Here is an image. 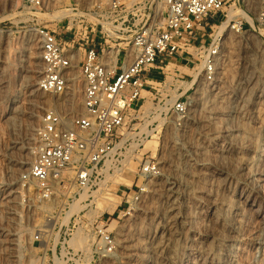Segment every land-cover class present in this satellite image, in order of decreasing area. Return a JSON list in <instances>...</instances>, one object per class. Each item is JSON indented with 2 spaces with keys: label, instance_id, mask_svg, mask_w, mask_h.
Wrapping results in <instances>:
<instances>
[{
  "label": "built area",
  "instance_id": "2783aa9c",
  "mask_svg": "<svg viewBox=\"0 0 264 264\" xmlns=\"http://www.w3.org/2000/svg\"><path fill=\"white\" fill-rule=\"evenodd\" d=\"M23 6L44 10L49 1L23 0ZM65 11L58 30L35 27L38 89L65 95L75 81L80 111L67 114L53 105L44 110L34 157L18 177L22 212L7 217L26 227L0 231V264H91L94 255L89 259L83 245L88 231L83 229L81 244L73 245L72 239L95 192L128 172L130 185L114 184L130 189L115 208L86 218L94 233L93 254L112 253L111 222L141 200L160 172L156 154L163 126L184 124L199 82L216 79L220 37L214 27L223 20L236 34L264 27V0H67ZM181 61L194 63L193 70L201 66L197 84L185 87L191 74L165 71ZM153 70L159 79L148 76ZM143 92L152 96V110L142 111ZM149 139L157 141L155 153L144 150ZM81 194L85 207L68 216Z\"/></svg>",
  "mask_w": 264,
  "mask_h": 264
},
{
  "label": "rangeland",
  "instance_id": "374dc122",
  "mask_svg": "<svg viewBox=\"0 0 264 264\" xmlns=\"http://www.w3.org/2000/svg\"><path fill=\"white\" fill-rule=\"evenodd\" d=\"M48 1L49 6L47 9L35 10L23 6V0H0V231L6 229L20 231L26 227L18 219H8L7 217L14 215L11 213L18 214L22 212L17 191L18 177L34 157L37 144L36 130L40 125L41 116L44 110L52 105L56 97L38 89L41 66L39 38L35 32V27L43 25L48 29L58 30V27L62 25V21L65 20V4L67 0ZM57 19H61V22H57ZM224 21L227 22L228 20ZM218 27H214L215 35ZM260 29H264V27ZM252 33L253 31H246L245 33L236 34L227 28V32L223 37L219 36L216 79L212 83L199 82L198 84V88L202 86L208 87L210 98L217 102L215 103V111L210 114L211 117L216 118L214 119L215 122L203 126L205 134H197L196 136H191L187 132L182 133L184 126H190L193 129H191L193 134L197 129L201 128V126H198L200 125L198 121L193 122L192 119L188 120L187 124L186 122L181 125L169 123L163 126L159 151L156 154L160 172L148 183V191L142 195L141 200L131 210L122 213L118 218L116 216V221L111 222L110 230L113 231L115 249L109 254H93L92 238L94 233L86 218L96 216L100 212L98 209V206H101L100 204H103V206L108 205L102 210L109 209L114 203V196H119L121 200V194L125 191L129 192L130 189L125 186L118 187L114 185L119 181L115 179L113 185L108 183V186L99 188L95 192V202L92 208H88L83 212L85 219L72 239V243L75 239H83V229L85 228L88 231L87 238H89V242L85 243L84 241L83 245H87L89 259L92 260L94 255L91 264H142L137 257L128 258L126 253H124L125 250L121 247L123 234L133 229L143 230L144 228H150L146 223L149 217L153 215V209L157 201V189L160 183L173 180V163L170 162V159L176 155L172 154V157L169 158V152L176 153L178 149H181L180 151L185 152V154H192L194 147L189 142H191V139L195 141L197 138L201 142H199L200 145L205 146L207 151L205 150V154L199 156L200 160L194 165V170L199 175L197 176L198 180L195 178L197 181L193 180L189 183V192L191 194L190 209L194 222L193 228L195 229V234L191 235L193 248L204 246V243H209V246L216 247L214 236L221 231V228L218 222L209 221L213 210L212 205L217 203L218 212L223 215L227 214V217H232L235 208H229L227 205L228 201H230L229 199L240 200V194L249 189L253 183L257 186L253 200L241 203L240 206L246 210L243 214L241 249L235 257V264H264V164L260 165L262 172L255 175V177H251L240 158L244 157L245 153L253 154L252 148L249 147L253 145L255 135L260 134L264 130V97L260 98L258 95L254 97L255 105L252 107L251 112L241 117V120L232 122L234 126L239 122V125L242 123L247 128L246 133L237 131L235 134L244 137L248 148H237L233 151V155L231 153L228 154L225 151L226 139L224 136L227 133L224 131L227 125L224 122L226 114L223 111V103L244 65L247 67V71L250 69L247 73L251 75L253 80H256L257 86L259 88L261 86L264 87V36ZM253 35L256 37H253ZM189 50H192V48ZM246 57L249 58L247 59ZM194 66L195 64L192 63L188 65L189 68L183 66L178 68L181 72L193 76ZM173 68H176V63L171 62L169 69H166V71H172ZM167 72L164 74L165 76L174 73L171 72L169 74ZM28 74L34 84L29 88H24V79ZM148 76L154 79L160 78V74L156 70H153ZM166 79L169 82L172 81L171 76L166 77ZM183 85L186 86L185 83ZM77 86H79L80 92V85L77 84ZM144 95L147 96V99L142 108L143 112H145V107L148 105L150 110L153 108L151 103L152 96L146 92ZM193 95L194 97L196 96L195 93ZM77 97L76 101L78 102ZM15 99L17 100L14 101ZM14 105L20 106L16 113L12 111ZM11 116L13 119L10 120ZM195 117L196 119L199 117L197 112ZM142 125L138 124L137 126ZM185 134L190 135V140L185 137ZM240 136L236 137L239 147L242 146L240 144L242 143ZM238 143H236L237 146ZM13 145L15 146L12 147ZM156 146L157 141L149 139L145 143L144 150L152 149L153 153H155ZM132 176V174L128 175L129 183H122L130 185ZM178 181L180 182V179ZM12 190L17 192H12ZM99 194L101 196L97 197ZM75 203L72 207H75ZM80 209L72 212H78ZM109 211H112V209ZM205 231H210L211 235L200 234L205 233ZM79 242L82 243L80 240ZM200 257L199 252L192 250L185 258L188 261H196ZM187 260H184L181 264H186Z\"/></svg>",
  "mask_w": 264,
  "mask_h": 264
},
{
  "label": "bare ground",
  "instance_id": "6f19581e",
  "mask_svg": "<svg viewBox=\"0 0 264 264\" xmlns=\"http://www.w3.org/2000/svg\"><path fill=\"white\" fill-rule=\"evenodd\" d=\"M62 13L64 12L62 11ZM226 27L228 28V21L222 22L218 27L215 36L223 37V35L227 32ZM254 33H258L264 36V29H260L259 27H257L253 30L252 34ZM254 36L255 35H253V37ZM246 58L248 59L249 57ZM169 66L170 64L165 67V71L166 69H169ZM249 70L247 71V67L245 65L243 66V68L239 72L240 74L235 79V84L229 90V95L223 103V111L226 114L224 122L227 125V128L224 130L227 132L226 135H224L226 139L225 151L228 154H232L233 151H235V149L237 148H248V144H245L247 142L246 140H244V137L240 136L239 134H235L237 131L246 133L247 128L244 127L245 125L242 123L241 125H239V122L234 126L232 125V122H234L235 120H241V117L251 112L252 107L255 105V100H253L254 97H257V95L260 98L264 97V87L261 86L262 88H259L257 86L256 80H253L251 75L247 73L249 72ZM200 76L201 66H198V68L194 70L192 76L193 78L186 84L185 87L190 86V84H192L193 82L197 84L200 81ZM24 82V88H29L34 84L30 79L29 74L26 75ZM144 94L145 92H143V95ZM195 94V97L193 95L194 100L192 108L190 110V113L184 118V122H186L187 124V121L191 119L193 120V122L198 121V123L200 124L198 126H201V128H199V130L195 129L196 131L193 134L191 131L192 128L190 126L183 125L184 129L182 131L183 134L187 132L191 134V136H196L197 134H205L203 126L212 124L213 122H215L214 119H216L215 117H211L210 114L215 111V103L217 102H215L214 99L210 98L208 87L202 86L197 88ZM76 97L78 98V102L76 101ZM16 100L17 99H15L14 101ZM52 105L62 109L67 114H74L79 112L81 107V89L79 92V86H77V83L73 81L71 90H69L65 95L56 96ZM145 108V110L147 111L150 109V106L148 105ZM19 109L20 106L18 107V105H14L12 107V111L15 113L18 112ZM196 112L199 114L198 119H196L195 117ZM11 119H13L12 116L10 120ZM189 134H185V137L189 138ZM237 136H240L242 139V143H240L242 145L241 147H239V143L236 141ZM197 139H195V141L191 139V142H189V144L194 147L192 154H185V152L180 151L181 149H178L176 153L172 151L169 152V158L172 157V154L176 155L174 158L170 159V162L173 163V180L170 182L160 183V185L158 184L159 188L156 192L157 201L153 209V215L149 217V220L146 223V225L150 226V228L148 227V229H145L143 227V230L133 229L127 231L126 233L124 232L121 247L123 248V250H125L124 253H126V256H128V258L130 257L133 259L137 257L142 264H181V262L187 260L185 257H187L192 250H196L200 253L201 257L196 261L187 260L186 264H235V257L238 254V251L241 249L243 238L242 228L244 221L243 214L246 210L245 208H241L240 206L241 203H247L251 199L253 200V196H255L256 194L255 188H257V186L252 183L249 189H246L244 192H242L239 197L241 202L240 200L229 199L230 201H228L229 203L227 205L230 209L235 208L233 210L232 217H227V214L223 215L221 214V212H218L217 203H214L212 205L213 210L211 209L212 213L209 221L218 222L221 228V231L214 236L216 247L209 246V243H204V246L193 248L191 235L195 234V229L193 228L194 222L190 209L191 194L189 192V183H191L193 180H198L197 176L199 175L198 173L196 174L194 165L197 164V161L200 160L199 156L204 155L206 150V147L202 144L200 145L201 142ZM253 142V145L249 147L252 148L251 150L253 154L245 153L244 157H240L242 160V164L245 166V168L248 169V174H250L251 177H255V175L262 172L260 165L264 164V130H262L260 134L255 135ZM236 143H238V146ZM14 146L15 145H13L12 147ZM129 174L130 173L128 172L124 173L118 176L116 180L118 179V182L129 183ZM195 178H197V180H195ZM179 179L180 182L178 181ZM105 186L106 185L102 186L101 188ZM12 192L17 191L12 190ZM100 196L101 194L97 195V197ZM114 197V203L111 207H109V210H113L115 206L120 202L119 196ZM85 198L86 195L81 194L80 198L75 201V207H72L74 203L71 205L70 210L67 212L68 216L70 212L84 207V205L79 204L80 201L84 200ZM216 200L218 201V199ZM100 205L101 206H98V209L100 210H102L104 207H108V205ZM200 234L209 236L211 235V232L205 231V233ZM79 240L81 241L82 239H75L73 245L76 246L78 243L81 244Z\"/></svg>",
  "mask_w": 264,
  "mask_h": 264
},
{
  "label": "crops",
  "instance_id": "0c3cea01",
  "mask_svg": "<svg viewBox=\"0 0 264 264\" xmlns=\"http://www.w3.org/2000/svg\"><path fill=\"white\" fill-rule=\"evenodd\" d=\"M205 39H206L205 41L208 42V39H207V38H205ZM180 66H181V67L183 66V67H187V68H189L188 65L185 64V61L177 62V64H176V68L179 69L178 67H180ZM179 70H180V69H179ZM153 80H157V79H154V78H153Z\"/></svg>",
  "mask_w": 264,
  "mask_h": 264
}]
</instances>
